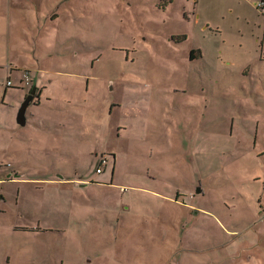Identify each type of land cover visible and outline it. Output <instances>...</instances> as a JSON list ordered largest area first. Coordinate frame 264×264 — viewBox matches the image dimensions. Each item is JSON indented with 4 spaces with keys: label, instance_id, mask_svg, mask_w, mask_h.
I'll list each match as a JSON object with an SVG mask.
<instances>
[{
    "label": "rangeland",
    "instance_id": "374dc122",
    "mask_svg": "<svg viewBox=\"0 0 264 264\" xmlns=\"http://www.w3.org/2000/svg\"><path fill=\"white\" fill-rule=\"evenodd\" d=\"M13 1L0 0V81L39 65L57 109L32 121L74 129L29 123L8 142L0 128V264H168L180 222L191 264L229 238L245 240L241 264L253 250L264 264V0H20L43 12L35 42ZM56 169L67 176L40 178Z\"/></svg>",
    "mask_w": 264,
    "mask_h": 264
},
{
    "label": "crops",
    "instance_id": "0c3cea01",
    "mask_svg": "<svg viewBox=\"0 0 264 264\" xmlns=\"http://www.w3.org/2000/svg\"><path fill=\"white\" fill-rule=\"evenodd\" d=\"M37 5V3H36ZM257 5V4H255ZM30 6H32L29 2L24 4L22 1L20 0H14L13 1V4H12V7L10 6V10H14L15 11V15L18 16L21 20V25H22V28H24V23H27L28 20H31L30 18L33 17V24L30 27V32H33V41L35 42L36 40V36L39 35L41 33V31H39V29L37 28H33L35 22L37 21L38 18H44V15H43V12L41 11H38L37 13L35 14H32L30 11ZM27 13H29V15H27ZM59 19V15H57L56 17L52 18L51 14H49V21H46L44 24H48L49 25V31L51 32L52 35L55 34V31L53 30V26L57 24V21ZM49 22V23H48ZM40 25V24H39ZM51 27V28H50ZM18 32H20V34H22L24 36V38L27 40V34H28V31H25L24 29H20L18 27ZM34 66H39V65H34ZM33 65L32 66H29V67H18V66H11L12 69L9 67L8 69L5 67L6 71H7V75L5 77V80L4 81H0L1 84L3 85V89H2V92L0 91V119L2 116L4 115H7V121H8V125L5 126V123L4 125L0 126L1 130L2 131V137H6L7 138V141L8 142H11L12 140L14 139H18V137H22L24 136L25 134V131L27 130L26 127L28 126L29 123H31V126L35 127L39 132H45V134H49L51 133L52 131H55L52 132L53 135H56V137H61L64 136L65 134H63L65 128H68L69 130L71 129H74L73 127V122L72 124L68 123L67 119L65 120L64 118L61 119V122L60 121H57V122H54L56 124V126H54V123L52 124L53 126H45L42 121L40 122L39 120L36 119V121H39V122H34L32 121L31 117H35V114L33 112H31V108H34L35 107H39L41 106V108L44 110H47V113H51L53 111H55L57 108L55 107H51V106H48L47 104L44 103V101L48 100L49 97L47 96H44L42 97V91L45 90L47 88V84L48 83H51V79H47V80H41L40 79V73L42 71V69L40 68H37V67H34ZM13 70H20V77L17 79L19 85L16 87L17 89H19L18 91L20 92V96L17 97V105L15 104L14 105V102L11 103H6L5 102V96L7 94V90L10 88H13V87H9L6 85V81L7 79H9L11 81V85H13V81H12V77H11V72ZM25 70H28L29 71V76H30V83L29 85H25L22 81H21V78H22V74ZM47 70H44V72H46ZM19 75V74H18ZM17 75V76H18ZM35 88L34 90V93H33V98H32V101H30L29 105L27 106L26 108V112H25V124L23 126L19 125L15 122H13V124L11 123V120L9 119L10 115H11V112H12V107H16V112H17V109L20 105V103L23 101V99L25 98V96L27 94H29L30 90L32 88ZM30 88V89H29ZM13 101V99H12ZM35 101V102H34ZM2 109V110H1ZM111 111V110H110ZM15 117H16V114H15ZM9 119V120H8ZM64 120V121H63ZM72 121V119H71ZM1 123V122H0ZM45 123V122H44ZM34 124V125H32ZM34 129V128H33ZM6 131H8L6 133ZM13 132V133H10ZM68 132V130H66ZM5 134V135H4ZM256 133L254 135V141L256 143ZM1 136V135H0ZM66 136H67V139L68 140H71L73 137H74V133H71L68 134L66 133ZM47 137V136H46ZM53 136H49L47 138H52ZM102 171V170H101ZM15 173V172H13ZM24 173V172H23ZM97 173V172H96ZM101 173V172H99ZM17 175V179H20V180H26V179H36V178H39V177H36V173H32V174H25L24 173V176L26 178H21L20 177V173H15ZM112 174H114V172H112ZM40 175H45V174H40ZM47 175V174H46ZM54 176H57L59 179H64L63 177L67 176V175H64V173H61L59 170H54L52 171L51 173V176H48L47 177H41L42 180H45L48 181V180H53L54 178H57V177H54ZM73 175H69L68 177H72ZM112 177V175H111ZM99 182L97 183H101V184H112V182H106L105 178L104 180L103 179H98ZM95 181V179H89V181L87 182H81V185L79 183L77 184H73L71 189H80V188H83V189H86L87 186H90L93 184V182ZM79 184V185H78ZM101 187V186H100ZM264 185H262V189H263ZM60 188V187H59ZM141 192L142 193H146V190L145 189H141ZM149 192H154V191H149ZM3 195V194H2ZM152 195V194H150ZM153 197H157V196H154L152 195ZM162 196V195H161ZM157 198H160V200H163V201H170L171 198L169 197H157ZM4 199L0 198V201H2ZM174 206H171L172 210H175V205H176V201L174 199ZM80 204V203H79ZM122 208V206H121ZM206 216H212L210 215L209 213H206L204 212ZM90 217V216H89ZM159 218H161V216H157ZM162 223L164 224V222L162 221ZM166 225V224H165ZM168 227H170V231L169 233H171V237H170V240L172 241V243L175 244V247L174 249L172 250L171 254H170V258H169V262L168 264H191V262L187 261V255L186 253L189 251L188 249L186 248H182L181 247V244L183 243V240L185 239V232H187V229L185 226H183L180 222V226H179V229L173 227L171 224L169 225H166ZM182 229V230H181ZM182 231V232H181ZM181 232V233H180ZM179 234H181L179 236ZM181 238V239H180ZM240 240V238H229L228 240L226 241H223L222 243H219V244H211L209 246H207L205 249H201V250H195V252L197 253L198 252V256H192L194 258V261L193 262H196V264H241L239 262V255H240V248L238 246V241ZM245 240H240V242H244ZM251 252V253H250ZM264 252V250L262 251ZM245 253H250L248 254L247 256V260L244 264H252L251 263V259L252 258H255L257 255H259L261 252H256V251H247ZM3 260L8 264V261H9V256L7 255V257H3ZM172 261H174L172 263ZM254 263V262H253Z\"/></svg>",
    "mask_w": 264,
    "mask_h": 264
},
{
    "label": "water",
    "instance_id": "95a60500",
    "mask_svg": "<svg viewBox=\"0 0 264 264\" xmlns=\"http://www.w3.org/2000/svg\"><path fill=\"white\" fill-rule=\"evenodd\" d=\"M35 88L33 87L29 94H27L25 96V98L23 99V101L20 103L17 112H16V117H15V121L17 124L23 126L25 124V112H26V108L29 105L30 101L33 98V93H34Z\"/></svg>",
    "mask_w": 264,
    "mask_h": 264
},
{
    "label": "built area",
    "instance_id": "2783aa9c",
    "mask_svg": "<svg viewBox=\"0 0 264 264\" xmlns=\"http://www.w3.org/2000/svg\"><path fill=\"white\" fill-rule=\"evenodd\" d=\"M21 81L25 84V85H29V83H30V76H29V72L27 71V70H25L24 72H23V74H22V78H21ZM12 83H11V81L10 80H7L6 81V85H11ZM106 158L103 156L102 158H101V163H103V161L105 160ZM101 168H97L96 169V172L97 173H99V172H101V170H100Z\"/></svg>",
    "mask_w": 264,
    "mask_h": 264
},
{
    "label": "trees",
    "instance_id": "16d2710c",
    "mask_svg": "<svg viewBox=\"0 0 264 264\" xmlns=\"http://www.w3.org/2000/svg\"><path fill=\"white\" fill-rule=\"evenodd\" d=\"M28 71V70H27ZM29 72V71H28ZM7 80H9V79H7ZM7 86H11V85H7ZM101 158L102 157H100V158H98V161H97V165H101ZM99 168V167H98ZM97 169V168H96ZM101 170V169H100ZM96 171V170H95Z\"/></svg>",
    "mask_w": 264,
    "mask_h": 264
},
{
    "label": "flooded vegetation",
    "instance_id": "af4514ba",
    "mask_svg": "<svg viewBox=\"0 0 264 264\" xmlns=\"http://www.w3.org/2000/svg\"><path fill=\"white\" fill-rule=\"evenodd\" d=\"M31 101H32V100H31ZM0 182H2V180H1ZM0 198L4 199V197H3V195H2V194H0Z\"/></svg>",
    "mask_w": 264,
    "mask_h": 264
}]
</instances>
